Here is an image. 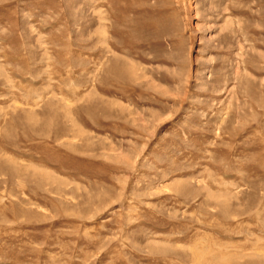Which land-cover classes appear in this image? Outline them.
<instances>
[{"label": "rangeland", "instance_id": "obj_1", "mask_svg": "<svg viewBox=\"0 0 264 264\" xmlns=\"http://www.w3.org/2000/svg\"><path fill=\"white\" fill-rule=\"evenodd\" d=\"M0 264H264V0H0Z\"/></svg>", "mask_w": 264, "mask_h": 264}]
</instances>
